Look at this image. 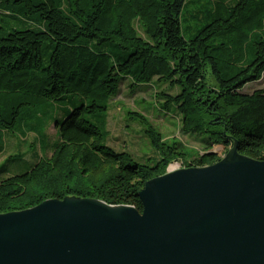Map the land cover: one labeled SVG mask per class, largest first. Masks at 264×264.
<instances>
[{
  "label": "trees",
  "instance_id": "trees-1",
  "mask_svg": "<svg viewBox=\"0 0 264 264\" xmlns=\"http://www.w3.org/2000/svg\"><path fill=\"white\" fill-rule=\"evenodd\" d=\"M203 1L0 0V156L12 158L19 147L11 149L7 136L21 145L19 129L47 109L59 104L67 114L56 124L50 159L0 180V214L66 197L142 213L139 193L174 162L213 165L222 160L209 153L215 145L264 161V89L244 92L264 76V0ZM197 3L196 19L207 20L187 40L184 18ZM124 79L132 90L154 81L178 89L157 97L179 113L182 134L203 137V154H187L182 142L168 143L147 118L131 113L159 161L139 166L110 149L107 113ZM91 117L102 118V127Z\"/></svg>",
  "mask_w": 264,
  "mask_h": 264
},
{
  "label": "water",
  "instance_id": "water-1",
  "mask_svg": "<svg viewBox=\"0 0 264 264\" xmlns=\"http://www.w3.org/2000/svg\"><path fill=\"white\" fill-rule=\"evenodd\" d=\"M139 197L142 213L66 197L0 214V264H264V161L234 147Z\"/></svg>",
  "mask_w": 264,
  "mask_h": 264
},
{
  "label": "rangeland",
  "instance_id": "rangeland-1",
  "mask_svg": "<svg viewBox=\"0 0 264 264\" xmlns=\"http://www.w3.org/2000/svg\"><path fill=\"white\" fill-rule=\"evenodd\" d=\"M214 0H204V3L213 2ZM227 2L230 6L236 4V0H219ZM201 4H192L189 8V15L184 18L183 35L187 40L192 39L197 31L206 23L204 19L201 23L196 19L202 16ZM204 8L205 15L207 16ZM264 89V76L257 82L245 87L244 92L251 94L255 90ZM167 92L176 95L178 89L172 90L168 85L160 84L154 81L149 85H141L137 89H131V81L124 79L120 83L119 92L110 102V109L107 113L106 125V145L114 152L121 154L127 153L134 164L139 166H153L159 161V158L149 140L144 134V127L131 114H140L147 118L150 123L160 132L164 139L171 143L173 140H179L185 145L187 154H203L204 146L201 143L203 137L196 134L184 135L181 132V116L174 107L169 110L164 108V101L157 97L160 92ZM56 107L47 109L45 114L38 121L28 123L21 127L16 135L21 141V145H16V140L10 135L7 136L11 141V149H18L13 152L12 158L6 160V156H0V180L6 179L13 175H22L27 173L34 166L35 161L50 159L54 146L58 142L56 124L64 121L67 114L64 109ZM102 115V114H101ZM98 127H102V118L90 119ZM102 128V132H104ZM40 134H39V133ZM25 136V141L21 135ZM38 134V135H36ZM23 136V137H24ZM37 136V137H36ZM8 141V142H9ZM18 143V142H17ZM20 145V146H19ZM230 150L224 146H214L209 152H214L220 159L226 157ZM181 162L172 163L170 169L179 170Z\"/></svg>",
  "mask_w": 264,
  "mask_h": 264
},
{
  "label": "built area",
  "instance_id": "built-area-1",
  "mask_svg": "<svg viewBox=\"0 0 264 264\" xmlns=\"http://www.w3.org/2000/svg\"><path fill=\"white\" fill-rule=\"evenodd\" d=\"M181 169H184V168H182V166L180 165V169L179 170H181ZM171 171H173V169H170V171H168V172H171Z\"/></svg>",
  "mask_w": 264,
  "mask_h": 264
}]
</instances>
